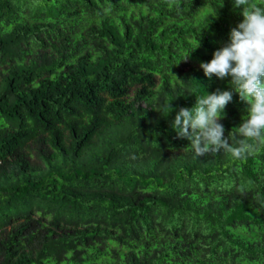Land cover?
I'll return each mask as SVG.
<instances>
[{
  "label": "trees",
  "instance_id": "trees-1",
  "mask_svg": "<svg viewBox=\"0 0 264 264\" xmlns=\"http://www.w3.org/2000/svg\"><path fill=\"white\" fill-rule=\"evenodd\" d=\"M241 13L0 0V264H264V148L196 157L172 127L196 96L231 91L200 63ZM232 96L225 137L247 115Z\"/></svg>",
  "mask_w": 264,
  "mask_h": 264
},
{
  "label": "clouds",
  "instance_id": "clouds-1",
  "mask_svg": "<svg viewBox=\"0 0 264 264\" xmlns=\"http://www.w3.org/2000/svg\"><path fill=\"white\" fill-rule=\"evenodd\" d=\"M241 6L243 20L231 29L229 42L214 51L210 61L200 63L209 80L230 77L231 91L217 89L196 96L195 105L181 107L172 123L178 137L190 141L196 157L223 151L235 159H246L264 148V5L256 0H233L234 9ZM233 91L247 103V115L225 137L220 121ZM168 108L169 114L173 109L170 104Z\"/></svg>",
  "mask_w": 264,
  "mask_h": 264
}]
</instances>
